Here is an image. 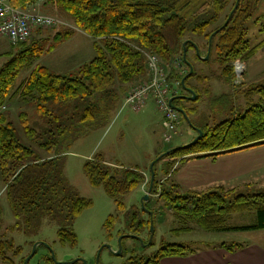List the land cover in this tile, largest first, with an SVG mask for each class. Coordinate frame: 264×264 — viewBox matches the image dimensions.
<instances>
[{
	"label": "trees",
	"instance_id": "trees-1",
	"mask_svg": "<svg viewBox=\"0 0 264 264\" xmlns=\"http://www.w3.org/2000/svg\"><path fill=\"white\" fill-rule=\"evenodd\" d=\"M41 1L10 0V3L15 8L27 9ZM45 2L72 19L75 29L91 37L95 55L76 70L60 74L41 65L38 60L73 36L75 29L56 30L52 37L38 39L32 37L35 31L38 33L37 28L32 31L30 44L27 39L14 44L9 42L10 49L4 52L9 56L0 65V107L16 94L31 104L37 119L30 122L28 112L20 111L17 125L7 111H0V175L14 219L5 231H15L25 237L36 236L42 222L47 220L58 225L56 235L62 246L75 247L77 235L72 224L92 202L68 187L59 158L66 152L65 147L70 141L102 121L120 97L123 100L121 109L125 107V96L131 89L127 91L123 87L129 88L148 78L147 54L159 58L170 86L178 83V93L172 97V104L177 106L178 99L183 96L181 80L184 78V86L193 90L196 99V85L188 86L187 81L191 77L198 81L204 78L196 72L189 54L196 62L214 52L221 77L233 82V61L250 59L264 45V40L251 45L247 39V22L258 0ZM196 37L203 43L198 44ZM16 44L20 49L14 52L12 48ZM180 66L185 73L181 72ZM26 70L28 74L16 85L20 73ZM244 96L247 101L243 112H237L214 126L200 128L202 135L197 140L166 149L162 152L164 155L155 158L150 191L151 171H148L146 180L143 169L113 165L101 156H93L83 163V172L89 183L102 187L113 198L116 207V214H110L103 223L108 239L112 238L111 230L122 213L126 215V228L134 235L124 238L139 243L142 239L139 234L145 229L149 236L150 224L155 229L153 208L147 219H143L136 206L126 211L120 200L121 195L143 184L149 192L148 202H161L162 207L183 223L179 229H172L173 232L187 230V223L206 232L264 228V192L236 194L222 186L206 191L181 192L172 182L165 186L169 181L166 176L179 159L193 155L215 157L264 144V84L248 86ZM254 96L258 97L256 102L252 100ZM165 156L171 160L159 173L156 162ZM162 176L165 177L163 180ZM152 194L158 195L154 198ZM246 210L256 211L258 223L236 227L227 224L231 214ZM1 211L0 204V216ZM4 235L0 234V264H15L23 246L16 245L13 237ZM34 242L31 240L30 244ZM219 246L234 252L245 245L222 241ZM195 251L196 248L188 243H167L150 256L138 254L131 248L128 257L120 264H159L164 257H186ZM26 257L20 259L22 264ZM45 260L48 264H57L51 255ZM72 264L83 263L78 260Z\"/></svg>",
	"mask_w": 264,
	"mask_h": 264
},
{
	"label": "rangeland",
	"instance_id": "rangeland-1",
	"mask_svg": "<svg viewBox=\"0 0 264 264\" xmlns=\"http://www.w3.org/2000/svg\"><path fill=\"white\" fill-rule=\"evenodd\" d=\"M256 6L257 4L254 6L252 17L247 22V39L251 45L264 40L262 22L256 23L254 19ZM34 9L40 14L56 18L60 25L39 29L38 33L35 31L34 35L32 34V37L38 39L52 37L56 30L75 29L72 19L62 14L45 0L35 4ZM31 39L30 37L27 38V44L32 42ZM196 41L198 44L203 43V40L199 37H196ZM9 49L7 38L0 36V65L7 60L9 55L4 52ZM18 49H20V46L16 44L12 51L15 52ZM202 52L204 54L205 51L202 50ZM94 55L95 51L92 47L91 37L86 36L81 30L75 29L72 38L60 43L52 52L43 54L39 58L38 63L47 66L53 72L66 74L76 70ZM205 56L209 57L207 59L201 58L194 62L195 59H193L192 55H188L189 59L194 63L196 72L204 78L195 86L198 93L196 99H178L177 106L184 109L185 113L184 110L183 113H180V123L177 125L170 142H164L162 139L164 131L163 115L156 108L152 98H149L140 109L133 110L129 106L121 109L123 100L120 97L113 107L107 111L102 121L97 122L95 127L84 130V133L72 139L69 145L65 147L66 152L62 153L59 158L65 182L79 196L90 199L92 202L89 207L85 208L75 218L72 224V228L77 235V245L75 247L62 246L56 235L58 225L47 220L42 222L36 236L25 237L15 231H5L7 226L12 225L14 219L3 192L5 187L0 175V204L2 209L0 234H5L4 236L7 238L13 237L16 245L23 246V252L15 259V264H22L20 259L30 254L32 250L31 240L46 243L58 261H71L76 258H83L87 264H95L96 255L101 245L108 244L112 250H116L118 238L131 233L125 226L126 215L122 213L111 230L112 238H107L103 223L110 214H116V207L113 198L106 194L102 187L92 186L84 175L83 163L87 159L93 156H101L105 161L113 165L137 166L143 169L142 173L148 178L151 163L164 150L187 144L200 135V128L214 126L224 119L233 117L237 112H243L247 101L244 91L249 85L248 74L252 69L257 74V69L264 68V45L246 62L240 60L244 66L245 64L247 65L248 70L244 74V68L240 77L234 79L233 82L221 77V69L215 59L214 52ZM27 74V70L22 71L16 85ZM251 82H254V85L264 84V73L261 72L253 77ZM194 83H196L194 77L189 78L187 81L188 86L194 85ZM135 85L137 84L132 86ZM132 86L129 88L124 86L123 88H127L126 90L129 91L133 88ZM181 91L183 92L182 95L185 96H190L191 94L183 87ZM257 99L258 97L254 96L252 100L256 102ZM4 106L5 109H0V111H7L9 117L17 125H19L18 114L20 111L28 112L30 122L37 119L31 104L21 100L19 95H12L4 103ZM170 160V158L165 156L156 163L162 167ZM169 182L167 181L165 186H168ZM259 186L261 185H258V188L240 189L236 194L264 192V187L259 188ZM141 187L121 195L120 200L125 204L126 211L136 206V210L143 219H147L150 215V210L153 208L155 211V229H153L151 241L148 242L149 236L146 229L139 234L144 240L143 243L140 241L139 243L135 242L131 238H123L122 247L124 249H122V252L119 255H115L108 247H104L100 252L98 264H120L128 257L131 248L135 249L138 254L150 256L160 246L167 243H188L194 248L203 247L206 244H213L218 241L227 243L235 241L245 246L248 243L250 245L259 244L264 246V228L206 232L192 223H187L185 224L187 230L173 232L171 231L172 229H179L183 223L176 220L166 207H162L161 202L146 201V206H142L141 198L147 193V188L144 184ZM151 196L156 198L154 195ZM256 223H258V217L255 210L233 213L227 220V224L232 227L249 226ZM48 255L51 254L46 246H37L36 253L30 258L28 264H48L45 260Z\"/></svg>",
	"mask_w": 264,
	"mask_h": 264
},
{
	"label": "crops",
	"instance_id": "crops-1",
	"mask_svg": "<svg viewBox=\"0 0 264 264\" xmlns=\"http://www.w3.org/2000/svg\"><path fill=\"white\" fill-rule=\"evenodd\" d=\"M255 8L254 19L256 23L262 22L261 27L264 29V0H258ZM247 70L245 64L244 74ZM257 70V74L253 69L248 74V86L254 83L251 82L253 77L261 72L264 73V68ZM195 82L200 81L195 80ZM194 156L177 160L166 176L170 182L178 186L181 192L206 191L222 186L236 193L240 189L258 188V185H261L259 188L264 187L262 186L264 185V144L215 157ZM107 163L110 162L107 161ZM162 167L157 165L159 173ZM164 178L162 176V180ZM220 242L222 241L198 247L193 254L186 257H164L159 264H264V246L248 243L241 249L229 252L219 246Z\"/></svg>",
	"mask_w": 264,
	"mask_h": 264
},
{
	"label": "built area",
	"instance_id": "built-area-1",
	"mask_svg": "<svg viewBox=\"0 0 264 264\" xmlns=\"http://www.w3.org/2000/svg\"><path fill=\"white\" fill-rule=\"evenodd\" d=\"M59 24L58 20L50 15L40 14L34 7L27 9L15 8L10 0H0V36L14 44L25 41L37 28H50ZM148 78L127 93L124 100V106L128 105L133 110L140 109L147 98L152 97L156 108L162 113L164 120V131L162 139L164 142H170L177 125L180 123V114L170 105V98L178 93V83L176 86H170L167 80V74L159 65V58L154 54H147ZM176 60L175 65L178 66ZM181 67V66H180ZM179 68V67H177ZM245 66L241 61L233 62L235 79L243 73ZM181 72L185 70L181 67ZM0 109H5L2 105Z\"/></svg>",
	"mask_w": 264,
	"mask_h": 264
},
{
	"label": "water",
	"instance_id": "water-1",
	"mask_svg": "<svg viewBox=\"0 0 264 264\" xmlns=\"http://www.w3.org/2000/svg\"><path fill=\"white\" fill-rule=\"evenodd\" d=\"M196 53L198 54L197 48H196ZM185 56H186V54H185V51H184V53H183V59H185ZM201 58H203V59H207L208 56L201 57ZM190 70H192V68H191ZM181 84H182L183 87H185V86H184V78L181 80ZM185 88H186V87H185ZM186 89L191 93L190 96H185V95H183V96H181V97H182V98H187V99H193V98L195 97V93L193 92V90H191L190 88H186ZM170 104H171V106H172L173 108H175L176 110H178L180 113H183V109H182V108H180V107H178V106L172 104V99L170 100ZM201 135H202V132L200 131V135H199L197 138H195L194 140H197L199 137H201ZM161 155H164V153H162ZM154 162H155V160H154V161L151 163V165H150L151 181H150V187H149L148 191L151 190V186H152V182H153V178H154V173H153V171H152V166H153ZM148 200H149V192L145 193V194L142 196V198H141V204H142V206H143L144 203H145L146 201H148ZM153 232H154V231H153V226H152V224H150V234H149V240H148V242L151 241V238H152V236H153ZM129 236H134V235H132V234H125V235L120 236V238H118V247H117L116 250H112L111 247H110V245H108V244L101 245V247L99 248V250H98V252H97V255H96V263H95V264H98V259H99L100 252H101V250H102L104 247H108V248H109V249H110L115 255H119V254L122 252L121 239L124 238V237H129ZM139 241H140L141 243H143L142 239H139ZM39 245H44V246H46V247L49 249L50 254H51V258H52V259L54 260V262L57 263V264H68V263H69V264H72V263H75V262L78 261V260H80L83 264H87L86 261H85L83 258H76V259H73V260H71V261H58V260L56 259L55 255H54L53 251L51 250V248H50L46 243L41 242V241H36V242L33 243V245H32V250H31L30 254L24 259V264H28L30 258L34 255V253H35V251H36V248H37V246H39Z\"/></svg>",
	"mask_w": 264,
	"mask_h": 264
}]
</instances>
